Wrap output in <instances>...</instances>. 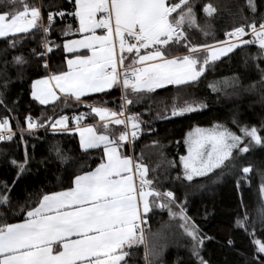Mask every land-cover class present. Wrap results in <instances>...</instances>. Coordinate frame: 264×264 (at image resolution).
<instances>
[{"label": "snow or ice", "instance_id": "obj_1", "mask_svg": "<svg viewBox=\"0 0 264 264\" xmlns=\"http://www.w3.org/2000/svg\"><path fill=\"white\" fill-rule=\"evenodd\" d=\"M196 2L69 0L73 11L67 15L78 18L79 27L73 30L68 24L60 34L74 36L79 33L81 38L60 45L50 36L56 30L55 16L66 18L63 10L50 11L45 21L41 4L29 3V0H0V38H13L6 40L8 47L16 48L25 40L35 41L38 46L32 48L29 55L43 61V67L49 72L44 58L53 51V45L73 54L72 58H66L67 66H61L59 74L52 73L34 81L31 93L34 100L41 105L49 104L59 99L55 91L58 89L64 94L65 106H69L70 99L85 104L82 97L106 93L114 88L121 92L122 100L117 109L106 106V97L86 104L103 122V133H98L94 124L82 123L86 113L72 116L81 148L85 152L102 148V162L94 170L86 163L82 164L81 167L89 170L73 173L74 187L69 190L42 192L31 207L21 206V211H26L23 223H10L6 217L0 218V264H136L135 249L146 244L143 225L154 207L167 209L170 217L183 222L179 226L193 242L191 256L197 264H208L202 254L205 237L190 224L184 205L177 204L173 191L162 192L153 187V180L148 178L149 168L142 161L138 162L139 158L122 151L124 144L133 145L141 133V124L145 123L135 113L125 115L126 106L133 104L130 96H135L139 102L168 85L190 87L200 80L209 65L214 66L221 57L237 48L245 55V63L249 57L254 62L261 78L259 83L264 87V11L257 14V0H246V4L238 8L237 14L243 22L224 32L227 39L200 46L188 42V30L197 29L205 37L211 35L214 39L215 33L199 24ZM244 7L251 16L243 15ZM202 10L208 18L217 12L211 3L202 5ZM97 29H102V34L97 35ZM246 36L250 38L244 39ZM253 45L258 48L255 55L248 50ZM142 49L151 51L141 54ZM183 50L186 52L181 54ZM129 58L130 63L125 64ZM13 61L21 66L29 63L23 54L15 55ZM8 83L10 79L6 78L2 87L7 89ZM213 90H216L214 85ZM0 105H4L6 111L14 110L5 104L3 92H0ZM206 106L202 102L173 105L170 116H183ZM68 122L67 115L55 121L27 116V128L21 127L18 119L16 128L23 139L26 131L34 136L40 128L70 131ZM232 123L237 125L240 135L221 124L211 129L198 127L188 134L184 141L187 155L179 158L183 179L191 182L219 169L213 178L216 182L223 175L233 174L234 170H242L245 174L252 171L251 167H242L241 161L246 159L244 154L255 149L264 150V122L257 127L242 124L233 117ZM110 124L123 125L124 130L118 136L110 135L107 131ZM16 135L9 118L0 117V141H12ZM56 155L64 159L59 148ZM170 163L175 166L174 161ZM11 164L17 169V179L31 170L27 151L23 162L13 159ZM196 186L203 187L204 184ZM239 187L240 180H237ZM10 193L11 187L6 182L0 185V205L9 209L12 207ZM160 200L166 202L157 203ZM173 206L179 211H174ZM236 226L252 238L254 254L249 264H264V239L256 236L255 225L238 218ZM260 231L264 234V218ZM226 242L232 244L231 239ZM152 255V264H163L160 260L162 249L153 251ZM177 264H180L179 259Z\"/></svg>", "mask_w": 264, "mask_h": 264}, {"label": "trees", "instance_id": "obj_2", "mask_svg": "<svg viewBox=\"0 0 264 264\" xmlns=\"http://www.w3.org/2000/svg\"><path fill=\"white\" fill-rule=\"evenodd\" d=\"M29 3L43 5L41 14L45 21L50 11L65 12V19L55 16L56 30L51 33L50 39L56 44L62 45L67 38L77 36V33L74 36L60 34L68 24L72 25L73 30L78 28L77 18L67 15L73 11L69 0H29ZM207 3L217 9L212 18L206 17L202 10V5ZM245 4L246 0H197L195 11L198 22L207 31L215 33V39L211 35L205 37L199 30L192 29L187 32L188 42L200 46L224 40L225 31L232 30L243 22L237 10ZM257 5L259 14L264 11V7H261L264 0H257ZM243 15L252 14L244 7ZM11 39L13 38H0V92H3L7 107L14 110L6 111L4 105H0V117L9 118L17 135L12 141H0V185L6 182L11 187L12 202L10 209L0 205V218L6 217L8 222L18 223L26 218V211H21V206L25 209L31 207L42 192L50 194V191L69 190L74 185L72 174L77 171L82 174L89 170L88 167H81L82 164L86 163L94 170L102 162V148L85 152L76 133L53 131L50 127L48 131L44 128L38 129L34 136L26 131L21 139L16 128L17 119L20 126L26 129L27 116L37 120L41 117L45 120L51 118L55 121L62 115H67L72 127V116L86 113L83 123L97 124L98 116L91 113L86 104L99 102L100 97H106V106L117 109L122 100L121 92L114 88L106 93L81 98L85 104H77L70 99L67 102L69 106H65V98L61 97L51 105H41L32 98V84L52 73L59 74L60 67L67 66L68 55L53 45V51L44 58L51 70L49 72L43 67V61L29 55L30 50L38 46L35 41L25 40L16 48H10L6 40ZM248 50L252 55L258 52L255 45ZM184 52L186 50L181 54ZM19 54L25 55L29 63L23 66L15 64L13 57ZM245 60V55L237 48L228 56L221 57L214 66L209 65L200 80L190 87L168 85L149 94L151 98L145 97L139 102L135 96H130L133 104L126 106L127 116L135 113L145 123L141 124V133L133 145L130 147L129 144H124L122 151L139 158L138 162L142 161L149 168L148 178L153 180V187L162 192L173 191L177 204L184 205L187 216L205 237L202 254L208 264H249L254 254V245L248 232L236 226L238 218L255 225L256 236L264 239V234L260 231L261 219L264 218V201L260 194V186H264V150L255 149L244 154L246 159L241 161L242 167H251L253 173L249 179L250 185L240 184L239 188L237 180L242 177V170H234L233 174L223 175L213 182L216 173L220 171L217 169L208 177H196L189 182L183 179V166L179 163L180 156L186 154L185 137L194 128L221 124L241 134L237 125L232 123L233 117L242 124L257 127L264 122V87L259 83L261 78L254 62L250 57L247 58V63ZM127 61L130 63V59ZM6 78L10 79V83L4 89L2 85ZM213 85L216 90H213ZM191 102H202L207 106L183 116H170L173 105L182 106ZM165 116L169 118H163ZM102 125L103 123L96 125L99 133L105 132ZM122 130L123 125L110 124L107 131L110 135L118 136ZM57 148L64 159L56 155ZM26 151L31 170L17 179V169L11 161L15 159L23 162ZM173 161L174 167L170 163ZM177 176L181 179L177 180ZM198 183H203L204 186L197 187ZM173 209L179 211L175 206ZM181 223L183 222L170 217L167 209L153 208L145 224L146 244L135 249L136 264H152L153 251L159 252L161 249L160 260L163 264H177L178 259L180 264H197L191 256L192 238L179 226ZM229 239L232 244L226 242Z\"/></svg>", "mask_w": 264, "mask_h": 264}, {"label": "crops", "instance_id": "obj_3", "mask_svg": "<svg viewBox=\"0 0 264 264\" xmlns=\"http://www.w3.org/2000/svg\"><path fill=\"white\" fill-rule=\"evenodd\" d=\"M77 20H78V18H77ZM78 27H79V21H78ZM102 32H103V30L102 29H97V35H100V34H102ZM79 39V38H81V36H80V34L79 33H77V36H74V37H71V38H67L64 42H66L67 40H70V39ZM63 42V43H64ZM144 49H142L141 50V54H147V52H149V51H151V50H147V51H143ZM67 55H68V58H72L73 57V54H71V53H67L66 51H64ZM90 54V53H89ZM125 55H128V54H125ZM125 64H129V61H125ZM47 77V76H46ZM46 77H43V78H40V79H45ZM56 91V94H57V96L59 97V98H61V97H64V94H62V93H60L59 92V90L58 89H56L55 90ZM93 94H98V93H93ZM93 94H90V95H93ZM83 98V97H82ZM58 100V99H57ZM57 100H55V101H53V102H50L49 104H46V105H51V104H53V103H55ZM86 119V115L84 116V119H83V121ZM98 119H99V117H98ZM83 121H82V123H83ZM73 122V126L71 127L70 126V124H69V122H68V127H69V129H70V132H72V133H76L78 136H79V133L78 132H76V131H74V128H75V122L74 121H72ZM103 122L102 121H100V119L97 121V124H102ZM83 124H85V125H88V124H94L95 126L97 125V124H95V123H83ZM96 128H97V126H96ZM57 131H63V130H57ZM98 132V131H97ZM99 133V132H98ZM79 140H80V137H79ZM90 150V149H89ZM73 187H74V185H73ZM65 191H67V190H65ZM152 198H150V200H151ZM26 219V218H25ZM25 220H23V221H21V222H18V223H23Z\"/></svg>", "mask_w": 264, "mask_h": 264}, {"label": "rangeland", "instance_id": "obj_4", "mask_svg": "<svg viewBox=\"0 0 264 264\" xmlns=\"http://www.w3.org/2000/svg\"><path fill=\"white\" fill-rule=\"evenodd\" d=\"M130 59V58H129ZM214 126H212V127H205L204 129H211V128H213ZM194 129H196V128H194ZM194 129L193 130H191V131H189L188 133H187V135H186V137H185V139L187 138V136H188V134L190 133V132H193L194 131ZM233 131V130H232ZM235 132V131H234ZM237 133V132H236ZM238 135H240L239 133H237ZM186 145V144H185ZM185 155H187V145H186V154ZM252 169V168H251ZM252 173H253V169H252V171L250 172V173H247V174H245V173H243L242 174V177H247V179H238V180H240V184L241 185H250V177H251V175H252ZM260 188L262 189V191H261V196H262V200L264 201V186L262 185V186H260ZM163 202H166V201H164V200H160V201H157V203H163ZM158 207H154V209H157ZM186 213H187V211H186ZM190 224H193V222H192V220L190 219Z\"/></svg>", "mask_w": 264, "mask_h": 264}, {"label": "built area", "instance_id": "obj_5", "mask_svg": "<svg viewBox=\"0 0 264 264\" xmlns=\"http://www.w3.org/2000/svg\"><path fill=\"white\" fill-rule=\"evenodd\" d=\"M229 31H231V30H229ZM250 37H245L244 39H249ZM224 39H227V37L226 36H224ZM125 115H126V113H125ZM127 116V115H126ZM8 142V141H7ZM143 227L145 228V225H143Z\"/></svg>", "mask_w": 264, "mask_h": 264}]
</instances>
